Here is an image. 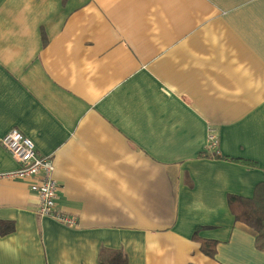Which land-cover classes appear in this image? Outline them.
I'll use <instances>...</instances> for the list:
<instances>
[{"label": "crops", "instance_id": "crops-1", "mask_svg": "<svg viewBox=\"0 0 264 264\" xmlns=\"http://www.w3.org/2000/svg\"><path fill=\"white\" fill-rule=\"evenodd\" d=\"M14 128L76 224L1 180L0 264H264L228 203L264 182V0H0V171Z\"/></svg>", "mask_w": 264, "mask_h": 264}, {"label": "built area", "instance_id": "built-area-1", "mask_svg": "<svg viewBox=\"0 0 264 264\" xmlns=\"http://www.w3.org/2000/svg\"><path fill=\"white\" fill-rule=\"evenodd\" d=\"M215 131V129L209 130V147L217 152L219 138ZM2 142L18 161L19 166L13 170L0 171V181L18 178L32 179L30 188L37 192L39 197L38 214L51 216L69 226H74L76 217L63 212L57 206L59 183L54 175L55 164L52 157L40 154L34 142L15 128L3 136Z\"/></svg>", "mask_w": 264, "mask_h": 264}, {"label": "trees", "instance_id": "trees-1", "mask_svg": "<svg viewBox=\"0 0 264 264\" xmlns=\"http://www.w3.org/2000/svg\"><path fill=\"white\" fill-rule=\"evenodd\" d=\"M200 157H207L210 152H199ZM215 157L240 162L249 166H257V162L243 159V158H232L228 156L220 155L218 152L214 153ZM228 203L231 212L235 216L237 221H241L254 229L257 232L256 246L258 249L264 251V182L259 183L255 187V191L252 197H244L236 194L228 195ZM13 223L7 221H0V234H6L13 230ZM199 228H197L198 230ZM197 240L202 242V250L209 254L212 253L213 246L216 241L204 240L199 236L195 235ZM214 244V245H213Z\"/></svg>", "mask_w": 264, "mask_h": 264}]
</instances>
